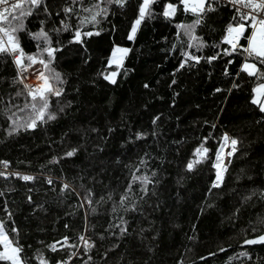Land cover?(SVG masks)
<instances>
[{
    "label": "trees",
    "instance_id": "trees-1",
    "mask_svg": "<svg viewBox=\"0 0 264 264\" xmlns=\"http://www.w3.org/2000/svg\"><path fill=\"white\" fill-rule=\"evenodd\" d=\"M142 3L23 5L24 61H51L42 72L62 94L49 96L35 128L20 126L36 114L12 57L0 54V221L23 264H264V244L245 243L264 235V112L252 103L264 78L243 65L264 66L243 51L245 39L225 54L238 22L228 4L214 0L187 33L178 25L197 17L179 0H156L129 39ZM169 3L172 17L163 15ZM41 29L50 44L36 39ZM117 45L129 51L113 84L105 76Z\"/></svg>",
    "mask_w": 264,
    "mask_h": 264
},
{
    "label": "snow or ice",
    "instance_id": "snow-or-ice-1",
    "mask_svg": "<svg viewBox=\"0 0 264 264\" xmlns=\"http://www.w3.org/2000/svg\"><path fill=\"white\" fill-rule=\"evenodd\" d=\"M42 0H17V3H10V0H0V5H8L4 7L2 11H0V54L12 55L15 63L21 67L22 70H27V67L24 63L25 53L21 48L19 40L16 36V33L22 31L24 28L22 17L26 15H31V10H24L23 5L28 3L33 6H40ZM116 3L123 5L125 0H115ZM156 0H143V3L139 9V18L135 21V25L132 28V35L129 36V39H134L135 33L137 31L138 26L145 19L146 15L150 14V6L154 4ZM214 0H179V4L183 5L182 11L190 12L197 17L193 25H178L180 28H184L187 33H191L195 26L201 22L203 18V14L205 12L214 11L215 9L212 7ZM229 4L235 8L237 13L236 16L233 17L234 20L238 22L235 25L230 24L227 28V36L225 38V43L231 46V51L225 50L226 55H231L233 52L237 51L239 42L241 39H245L248 41V46L243 47V51L248 54L249 57H253L255 61H257L260 65L264 66V0H228ZM247 9V11H244ZM17 10H19V15H16ZM66 12H71L72 9H65ZM85 11H91V9H85ZM104 11V10H101ZM177 11V5L173 3H169L167 5V10L163 13L166 17H172L175 15ZM96 15H100V12H97L92 16V20H96ZM251 29L250 34L246 35V32ZM97 35L99 33H96ZM86 36L92 35L91 32L84 33ZM194 40L198 39L197 37H192ZM36 39H43L47 41L49 44L51 43L48 33L43 29L40 30L39 33L36 34ZM76 40L81 41V33L79 31L76 32ZM57 49L53 47H47L44 49V52L51 58H54V53ZM129 49H121L117 48L116 52L127 54ZM190 59L196 60L199 62V57L189 55ZM217 57H211V59H216ZM122 59V58H121ZM27 60L31 62V64L39 63L43 65L45 68L48 67V63L43 59H37L35 56H27ZM113 63H117L120 65V60L116 59L115 53H113ZM184 65L181 64V67ZM243 70L246 71L250 76H257L258 74L261 78H264V73L260 71V68L257 67V63H245L243 66ZM116 72H112L109 76H105V79L110 80L111 83L115 84V76ZM38 79L43 83L33 88L31 85H26L28 89V96L31 98V110L35 112L36 118L30 119V122L27 125H20L35 128L37 125V120L43 121L45 119V113L49 108V96H60L62 94L61 90L54 87L50 82L48 76H46L43 72L39 73ZM54 79L59 81V74H55ZM22 82V80H21ZM256 93V98L253 99L252 103L256 104L260 107V111L264 112V83H261L254 90ZM22 93L18 92L16 95L19 96ZM37 101H39L40 106L37 107ZM27 107V105H26ZM20 111H24V109H20ZM49 119H55V116L52 114H48ZM13 125H17V121H12ZM14 130H17L14 128ZM225 142H228L229 138L227 136L224 137ZM238 141L231 140L232 151L228 152V156L233 155L236 151V145ZM203 150L204 153L208 151L206 148H198L196 150L199 155ZM224 149L221 147L220 152L223 153ZM74 155V151H70L67 153V156ZM217 168L220 169L222 167V157L220 154L217 155ZM199 161H197L198 163ZM5 167H7V162H4ZM193 164L189 163L188 168L192 169ZM226 171V167L222 169ZM4 175L3 172H0V176ZM24 180H33L34 177L31 176H23ZM146 179V178H145ZM217 179H221V172L218 171ZM52 183L51 180L48 181ZM214 186H219L214 185ZM65 188H68V185H64ZM11 214L9 213V216ZM11 231H17L15 228L11 229ZM83 239V237L81 238ZM246 244L255 245V244H264V235H260L258 238L246 240ZM0 261H8L9 264H23V261L20 257V252L22 249L14 242L12 238H10L8 231L5 230V224L3 221H0ZM53 250H55V245L51 246ZM41 264H44L42 261Z\"/></svg>",
    "mask_w": 264,
    "mask_h": 264
},
{
    "label": "built area",
    "instance_id": "built-area-1",
    "mask_svg": "<svg viewBox=\"0 0 264 264\" xmlns=\"http://www.w3.org/2000/svg\"><path fill=\"white\" fill-rule=\"evenodd\" d=\"M225 4H228L229 6L233 7L232 5L229 4L228 0H216ZM10 3H17V0H10ZM8 5H0V11L3 10L4 7H7ZM234 8V7H233ZM244 11H247V9H245ZM14 61V58L12 55H10ZM25 63V61H24ZM15 66L17 67L18 73L20 78L22 79L25 87L26 85H31L33 88L38 87L42 84V81L38 79L39 74L38 73H34V66L35 65H31L29 67H27V70H22L20 66H18L15 61H14ZM26 66H28L29 64H26ZM41 72H42V68ZM40 72V73H41ZM40 82V83H39ZM27 88V87H26ZM28 91V89H27ZM228 152H230V149L228 148L226 150V155L228 154ZM229 158V156L227 155V159ZM87 241L88 244L92 243V240L89 237H84L83 242Z\"/></svg>",
    "mask_w": 264,
    "mask_h": 264
},
{
    "label": "rangeland",
    "instance_id": "rangeland-1",
    "mask_svg": "<svg viewBox=\"0 0 264 264\" xmlns=\"http://www.w3.org/2000/svg\"><path fill=\"white\" fill-rule=\"evenodd\" d=\"M166 10H167V8H166ZM134 25H135V23H134ZM134 25H133V27H134ZM130 35H132V30H131V34ZM117 48H121V49H128L127 47H124V46H120V45H117V46H115V48L113 49V52H112V54H111V56H110V60H109V63L111 64V65H113V66H116V68L115 69H113L112 71H110L106 76H109L112 72H116L117 73V75H118V67H121L122 66V64H123V61H124V59H125V57H126V55L125 54H123V53H119V52H116V49ZM113 53H115V55H116V59H118V60H120V65H118L117 63H113L112 61H113ZM128 53V52H127ZM122 58V59H121ZM245 63H253V62H251V61H246ZM244 63V64H245ZM42 66L43 65H41V64H39V63H36L35 64V66H34V73H40L41 72V69L40 68H42ZM244 66V65H243ZM117 75L115 76V80H116V78H117ZM110 81V80H109ZM40 83V82H39ZM43 83V82H42ZM256 88H257V86H256ZM255 88V89H256ZM254 98H256V93H254Z\"/></svg>",
    "mask_w": 264,
    "mask_h": 264
},
{
    "label": "crops",
    "instance_id": "crops-1",
    "mask_svg": "<svg viewBox=\"0 0 264 264\" xmlns=\"http://www.w3.org/2000/svg\"><path fill=\"white\" fill-rule=\"evenodd\" d=\"M247 46H248V45H247ZM247 46H246V47H247Z\"/></svg>",
    "mask_w": 264,
    "mask_h": 264
}]
</instances>
